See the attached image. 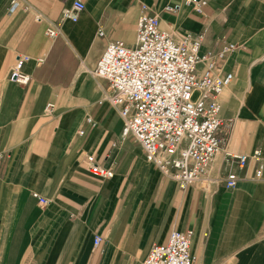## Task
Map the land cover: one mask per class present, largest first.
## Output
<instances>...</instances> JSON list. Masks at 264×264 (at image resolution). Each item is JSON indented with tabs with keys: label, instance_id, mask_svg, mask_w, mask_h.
<instances>
[{
	"label": "crops",
	"instance_id": "0c3cea01",
	"mask_svg": "<svg viewBox=\"0 0 264 264\" xmlns=\"http://www.w3.org/2000/svg\"><path fill=\"white\" fill-rule=\"evenodd\" d=\"M10 1L0 0V264H143L172 231L190 236L194 264H264V0H81L76 22H60L72 0H19L13 13ZM141 14L176 41L200 35L199 54L233 76L219 96L221 151L186 190L123 135L106 81L91 74L108 42L133 43ZM21 56L23 86L10 79ZM88 155L112 177L92 175Z\"/></svg>",
	"mask_w": 264,
	"mask_h": 264
},
{
	"label": "built area",
	"instance_id": "2783aa9c",
	"mask_svg": "<svg viewBox=\"0 0 264 264\" xmlns=\"http://www.w3.org/2000/svg\"><path fill=\"white\" fill-rule=\"evenodd\" d=\"M19 8V0L10 1L9 12ZM83 9L81 0H72L60 22H76ZM46 36H60V24L49 27ZM98 36H103L102 31H98ZM201 40L200 35H187L176 41L160 28L157 16L141 14L133 43L108 42L91 72L93 77L106 81L105 100L122 119L123 135L132 137L142 147L146 161L180 190L204 182L209 165L221 151L217 137L221 127L219 96L233 80L231 73L214 65L212 53L199 54ZM236 48L227 45L216 56L223 58ZM27 61L26 56L18 57L11 70L10 79L18 85L30 81L23 72ZM201 64L205 66L200 70ZM259 157L257 149L251 158L257 161ZM236 158L243 167L249 157ZM85 165L94 176L113 175L91 155L86 156ZM260 176V170L256 171L254 178ZM235 184L234 179L226 181L227 188ZM39 204L46 205L47 201L39 199ZM99 243L96 238L95 246ZM143 264H194L190 236L172 231L164 244L150 248Z\"/></svg>",
	"mask_w": 264,
	"mask_h": 264
},
{
	"label": "rangeland",
	"instance_id": "374dc122",
	"mask_svg": "<svg viewBox=\"0 0 264 264\" xmlns=\"http://www.w3.org/2000/svg\"><path fill=\"white\" fill-rule=\"evenodd\" d=\"M195 98H196V95L193 96V99H195Z\"/></svg>",
	"mask_w": 264,
	"mask_h": 264
}]
</instances>
